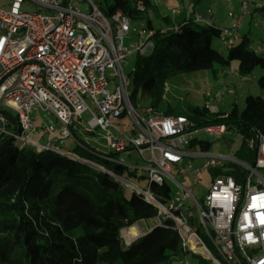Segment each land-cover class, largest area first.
I'll return each instance as SVG.
<instances>
[{"label":"built area","instance_id":"2783aa9c","mask_svg":"<svg viewBox=\"0 0 264 264\" xmlns=\"http://www.w3.org/2000/svg\"><path fill=\"white\" fill-rule=\"evenodd\" d=\"M24 1L11 0L8 8L0 7V137L12 138L20 148L32 146L37 151L79 158L57 142L69 137L88 111L86 131L101 130L114 150L134 148L142 157L148 152L143 166L148 180L177 185L174 194L162 203L148 188L142 190L121 178L157 207L159 217L174 222L184 250L198 253L212 264H264V135L258 134L252 165L202 150L186 152L196 132L202 130L216 138L226 129L223 124L198 126L183 115H155L150 107L144 112L133 107L130 80L121 63L134 50L143 54L151 51L149 33L126 47L130 18L119 10L106 15L93 0H26L35 5V11L30 12L21 10ZM82 3L87 5L85 11L80 8ZM239 4L240 18L234 28L221 31L226 45L235 40L234 29L247 11L246 0H239ZM137 8L143 9L141 2ZM176 12L178 9L172 11ZM194 18L208 22L199 14ZM11 109L15 121L9 117ZM41 113L46 118L53 116L56 122L45 121ZM126 113L135 125L123 130L117 122ZM37 120H41L42 134H58V138L47 142L33 138ZM185 156L204 159L195 173L224 170L211 175L210 186L200 198L193 194V186L177 179L188 172L180 166ZM232 163L244 169L243 175L235 178L226 173ZM199 180L195 175L192 184ZM186 199L193 200L196 218L185 212ZM194 219L199 224L196 228L192 226ZM181 263L187 260H179Z\"/></svg>","mask_w":264,"mask_h":264},{"label":"trees","instance_id":"16d2710c","mask_svg":"<svg viewBox=\"0 0 264 264\" xmlns=\"http://www.w3.org/2000/svg\"><path fill=\"white\" fill-rule=\"evenodd\" d=\"M104 1L105 6L100 7L106 15L119 10L130 19L142 20V30L152 42L149 53H136L129 78L133 107L140 92L152 114L183 115L198 126L223 124L226 132L240 136L234 157L252 165L258 134L264 135L262 94H247L242 108L231 114L212 113L206 106H190L184 114L168 104L160 109V104L168 77L201 69L214 71V63L227 66L232 60H237L240 75L250 76L256 67L264 71V50L251 48L248 33L224 44L222 27L194 18L210 12L207 7L204 15L198 8L203 0H190L191 9L180 19L176 13H172L174 17L161 13L151 0ZM138 2L142 10L137 8ZM216 37L227 47L226 54L212 46ZM257 82L264 88V73ZM9 117L15 121L14 115ZM73 133L76 144L69 150L79 158L37 151L32 146L20 148L12 138L0 137V264H178L182 259L189 264H212L200 254L184 250L174 222L159 217L157 207L120 175L127 172L146 178L147 188L162 203L171 197L167 181L161 185L150 182L145 171L139 173L136 166L124 162L122 150L99 152ZM196 142L202 151L209 149L205 140L193 139L190 146ZM229 167L226 173L235 178L244 173L238 164ZM222 172L210 170L211 175ZM139 223L146 231L126 243L122 229Z\"/></svg>","mask_w":264,"mask_h":264},{"label":"rangeland","instance_id":"374dc122","mask_svg":"<svg viewBox=\"0 0 264 264\" xmlns=\"http://www.w3.org/2000/svg\"><path fill=\"white\" fill-rule=\"evenodd\" d=\"M93 1L101 6H105L104 0ZM246 1L247 11L241 17L240 26L234 29L235 35L238 37L236 41H239V38L242 35L248 33L251 48L255 50H264V0ZM10 3L11 0H0V7L8 8ZM151 3L161 6L163 14L168 15H172L174 9H180L182 12H189L191 9L190 0H151ZM86 6V3H82L80 5L81 10L85 11ZM205 6L210 7L209 14L211 13V16L208 14L206 15L208 20L210 22L212 20V22L222 28L233 29L237 20L240 18L239 0H203L198 8L200 7L199 9L203 12L202 8ZM21 10L33 12L35 11V5L33 3H28L25 0L21 5ZM230 13H232L233 16H229ZM203 14L205 15V12H203ZM149 16L153 18L151 13H149ZM142 23L143 21L140 19H130V31L128 36L124 39V46L132 47L140 41L142 36L148 34L147 31L142 30ZM141 31L143 32L142 34H140ZM212 46L223 54L227 53V47L217 37L213 39ZM136 53L137 51L135 50L128 53L121 63L124 74L130 79ZM237 64V60L230 61L227 66H221L214 63V71L201 69L179 72L168 77L165 83L164 100L160 104V109L168 104L175 111L184 114L188 113L190 106H206L209 109V112L212 113L220 112L222 110L232 111L233 109L237 110L242 108L244 97L247 94H262L264 96V88H260L257 82L258 77L264 73V71L261 68L256 67L250 76H242L237 72ZM146 106L147 101L140 99L139 92L135 108L140 112H144V107ZM10 114H15L13 109L10 110ZM41 117H44V120L47 122H56L53 116L46 118L45 115L41 113ZM89 117L90 114L86 111L79 119L80 123L75 131L77 138L84 144L99 152L110 153L114 151L113 146L107 144L101 130L97 129L92 132L86 131L85 126ZM117 124L123 130L131 129L135 125L132 123V119L127 113L119 120V122H117ZM35 125L39 134H37V136L32 134V137L39 139L41 142H47L51 138V135L42 134L40 132L39 127L41 126V120H37ZM55 136H58V134ZM194 137L197 141L205 140L209 142V149L203 153L234 157V152L240 145V136L234 132H225L222 136L212 138L207 133L200 130L194 134ZM57 144L63 148L72 150L76 141L73 136H69L61 143L57 142ZM185 151L189 153H198L201 149L196 142L195 145H188L185 147ZM122 155L126 159L125 163L128 165H144L146 163L145 159L149 154L148 152H145L144 157H142L136 149H131L130 155H127L126 152H122ZM203 161L204 159L202 157L185 156L180 166L185 167L188 172L184 176H177V179L185 186H193V194L196 198H200L210 186V174L208 169H204L199 173H195L194 171V169L198 168ZM189 162H192L191 166ZM142 171L143 169H138L139 173H142ZM261 174L264 176V171H261ZM195 175H198L200 180L194 185L192 184V179ZM120 177L137 185L142 190L147 189L146 178H136L135 176L128 175L127 172L122 173ZM169 183L172 196L177 189V185L172 181ZM129 187L133 188L131 185H129ZM126 193H129L128 188L126 189ZM184 204L185 212L196 218L197 209L193 200L186 199ZM192 226L193 228L199 226L197 219H194ZM142 227H144L142 223H139V225H135L134 227H126L122 229L121 234L125 242H130L134 238L132 237L135 234L133 229L136 228V232L139 233L141 232L140 228ZM198 233L200 234V231H198ZM135 237H137V235H135Z\"/></svg>","mask_w":264,"mask_h":264},{"label":"crops","instance_id":"0c3cea01","mask_svg":"<svg viewBox=\"0 0 264 264\" xmlns=\"http://www.w3.org/2000/svg\"><path fill=\"white\" fill-rule=\"evenodd\" d=\"M209 8L210 9V7L209 6H205V7H203L202 9L204 10L205 8ZM158 8H159V11L161 12V13H163V11H162V8H161V6H158ZM187 15V12L186 11H181L180 9L178 10V12H176V14L174 15V16H177L176 17V19L178 18V19H180V18H182V17H185ZM172 16H173V14H172ZM173 16V17H174ZM211 22H212V20H211ZM214 23V22H213ZM216 24V23H215ZM217 25V24H216ZM220 27V26H219ZM238 37L236 36V38H235V41H236V39H237ZM236 110V109H235ZM235 110L233 109L232 111H225V110H222L223 112H227L228 114H231V113H233V112H235ZM119 122V121H118ZM75 129V130H74ZM77 130V128H73V131H72V133H71V135L70 136H73V132H75ZM37 134H39L38 132H37V130H36V132L34 133V135H36L37 136ZM56 134H53V135H51L50 137V139L51 140H56L57 138H58V136H55ZM74 137V136H73ZM74 139H75V137H74ZM131 149H134V148H128L126 151H122V152H126L127 153V155H130L131 154ZM122 152L120 153V156L124 159V162L126 161V159L123 157V155H122ZM238 160V159H237ZM240 161V160H239ZM242 162V161H241ZM244 163V162H243ZM145 165V164H144ZM144 165H129V166H136L138 169L139 168H141V169H143V166ZM209 170V169H208ZM143 171H144V169H143ZM142 171V172H143ZM209 174H210V170H209ZM210 178H211V174H210ZM131 183V182H130ZM133 184V183H132ZM135 226V225H134ZM134 226H130V227H134ZM143 226H145V225H143ZM139 227V226H138ZM141 229V232H136V228L135 229H133V231H134V235L132 236V237H134L133 239H135L136 237H135V235H137V237L139 236V235H141L143 232H145L146 231V228L145 227H142V228H140ZM139 229V230H140ZM133 233V232H132ZM132 239V240H133Z\"/></svg>","mask_w":264,"mask_h":264}]
</instances>
